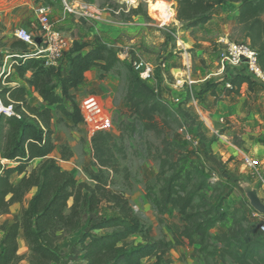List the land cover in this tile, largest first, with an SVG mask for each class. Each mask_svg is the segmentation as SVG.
I'll return each mask as SVG.
<instances>
[{
    "label": "rangeland",
    "instance_id": "obj_1",
    "mask_svg": "<svg viewBox=\"0 0 264 264\" xmlns=\"http://www.w3.org/2000/svg\"><path fill=\"white\" fill-rule=\"evenodd\" d=\"M62 1L0 0V10L7 7V12L0 14V88L25 85L23 80L27 74L20 80L14 70L8 76L2 73L4 66L13 61L10 59L6 64L5 57L21 52L12 47L16 42L14 32L25 29L35 34L38 28L35 10L38 6L47 7L54 28L62 32L69 43L68 51L73 42L97 43L110 48L177 114L181 127H172L165 137L181 146L183 159L188 164L212 182H218L227 193L223 210L228 213L229 220L211 232L212 238L234 227L231 221L234 211L239 212L234 214L235 218H247L257 228L264 218L251 213L240 185L248 183L257 189L264 203V87L253 84L250 91L243 86L239 95L224 94L229 79L244 73L239 67L222 62L221 44L249 45L242 28L236 23L237 4L215 7L208 24L187 29L175 18L176 0H87L85 4L95 19L65 13ZM65 1L74 7L80 4L76 2L78 0ZM156 3L174 11L169 22L163 23L153 11ZM67 55L60 63L62 72L67 66ZM135 64H142L141 69L136 70ZM99 74L97 69L91 70L83 85L73 91L83 116L81 123L74 124L70 118L52 109L55 150L50 157L78 182L93 186L86 175L88 170L97 172L90 139L97 132L111 135L112 141L107 143V148L114 154L117 171L102 170L108 179L107 190L126 198L140 219L146 238L170 245L166 258L171 264H232L227 259L206 260L199 255L197 245L176 247L172 244L171 231L180 232L183 227L180 217L170 209L162 223L145 198L146 187H151L154 192L158 190L155 176L160 140L149 132L134 136L122 133V128L133 120L123 101L125 81L113 73L100 80ZM27 99L32 106H44L31 90L27 92ZM245 157L257 160L259 166L248 167ZM40 163L33 161L27 171ZM0 165L15 166L1 157ZM19 180L15 174L10 178L13 184ZM30 198L31 193L22 203L11 205L8 213L0 217V227L11 223L27 207ZM116 215V211L103 202L95 212L83 216L82 231ZM105 233L107 231H92L91 234ZM78 236L79 233L64 236L59 242V264H84L78 252ZM2 237L0 229V242ZM127 242L134 245L144 243L139 235L130 237ZM19 254L22 260L18 264H28V251L19 246ZM142 264H153V260H144Z\"/></svg>",
    "mask_w": 264,
    "mask_h": 264
},
{
    "label": "trees",
    "instance_id": "obj_2",
    "mask_svg": "<svg viewBox=\"0 0 264 264\" xmlns=\"http://www.w3.org/2000/svg\"><path fill=\"white\" fill-rule=\"evenodd\" d=\"M227 3L237 4L236 23L256 51L257 64L264 72V0H176L175 18L187 29H196L211 21L215 7ZM12 47L22 53L13 67L15 74L20 80L26 74L28 77L23 80L24 86L0 88L1 104L10 106L12 111L8 116L0 114V157L15 165L11 168L0 165V217L8 213L11 205L22 203L26 195L34 193L27 207L11 223L0 227L3 232L0 264H18L22 260L18 254L20 233L27 245L28 264H59V242L64 236L76 233H79L77 246L84 264H142L144 260L171 264L166 258L170 245L149 241L126 198L107 190L108 179L102 170L117 171L114 154L107 148L111 135L97 132L90 139L97 172L88 170L86 175L93 186L78 182L50 157L55 150L52 109L74 124L81 123L83 116L73 91L83 85L86 74L93 69L100 72V80L113 73L125 81L123 101L133 120L122 128V133L134 136L149 132L160 140L155 176L158 190L154 192L146 187L145 198L162 223L170 209L180 217L183 227L180 232L171 231L172 244L176 247L197 245L199 255L210 261L227 259L232 264H264L263 234L247 218H235L238 211L231 216L234 227L212 238L211 232L229 220L223 210L227 193L218 182H212L188 164L183 159L181 146L165 137L172 127H181L179 117L113 50L97 43L73 42L64 54L68 58L62 72V64L45 67L43 60L35 58L25 45L15 42ZM63 58L60 63L64 62ZM228 84L224 88L225 96L239 95L243 86L250 91L253 85L244 75L232 77ZM29 90L42 101V108L28 102ZM33 161L41 163L28 172ZM14 174L20 177L16 184L10 181ZM103 202L117 215L82 231L83 216L95 212ZM92 231L107 233L95 236ZM136 235L144 243L127 242Z\"/></svg>",
    "mask_w": 264,
    "mask_h": 264
},
{
    "label": "built area",
    "instance_id": "obj_3",
    "mask_svg": "<svg viewBox=\"0 0 264 264\" xmlns=\"http://www.w3.org/2000/svg\"><path fill=\"white\" fill-rule=\"evenodd\" d=\"M62 3L63 11L67 14L85 19H95V16L90 13L88 6L82 2L75 7L67 4L65 0ZM35 16L38 23L37 32L32 34L25 29H17L14 32V39L16 42L25 45L35 58L43 60L45 67H57L64 54L68 51L69 43L64 34L54 28L50 21L49 9L47 7L38 6L35 10ZM35 39L39 40L38 44L35 42ZM221 47L222 62L230 64L234 68L239 67V69H242L244 76L248 77L252 84L264 87V72L257 64L256 51L250 45L247 43L223 42ZM21 58V52L6 56V64L10 59H13V61H10L7 67L6 65L4 66L2 73H6L7 76L10 75L13 67L17 66V60ZM134 67L136 70H139L142 64H135ZM227 87H229V84H227ZM0 114L11 115V107H4L0 102ZM244 161L250 168L259 166L257 160L245 157ZM258 229L264 235V219L261 221Z\"/></svg>",
    "mask_w": 264,
    "mask_h": 264
},
{
    "label": "water",
    "instance_id": "obj_4",
    "mask_svg": "<svg viewBox=\"0 0 264 264\" xmlns=\"http://www.w3.org/2000/svg\"><path fill=\"white\" fill-rule=\"evenodd\" d=\"M35 42L38 44L39 40L35 39ZM240 188L243 191L251 210L255 214L264 218V203L259 198L257 189L252 188L248 183L241 184Z\"/></svg>",
    "mask_w": 264,
    "mask_h": 264
},
{
    "label": "bare ground",
    "instance_id": "obj_5",
    "mask_svg": "<svg viewBox=\"0 0 264 264\" xmlns=\"http://www.w3.org/2000/svg\"><path fill=\"white\" fill-rule=\"evenodd\" d=\"M153 11L163 21V23L169 22L174 14V11L169 6L161 3H156L153 7Z\"/></svg>",
    "mask_w": 264,
    "mask_h": 264
},
{
    "label": "crops",
    "instance_id": "obj_6",
    "mask_svg": "<svg viewBox=\"0 0 264 264\" xmlns=\"http://www.w3.org/2000/svg\"><path fill=\"white\" fill-rule=\"evenodd\" d=\"M86 1H87V0H86ZM86 1L78 0V1H76V2H79V3L82 2V3L85 4ZM4 8H5V9H1V10H0V14H1V13H2V14L5 13V11L7 12V7H4ZM71 41H72V40H71ZM88 73H89V72H88ZM88 73H87V74H88ZM17 86H18V85H17ZM41 102H42V101H41ZM33 193H34V192L32 191V192H31V196L33 195ZM19 246L22 247V248H24L26 251H28V250H27V245H26V243H25V241H24V238H23V236H22L21 233H20L19 236H18V247H19ZM18 254H19V251H18ZM19 255H20V254H19Z\"/></svg>",
    "mask_w": 264,
    "mask_h": 264
}]
</instances>
